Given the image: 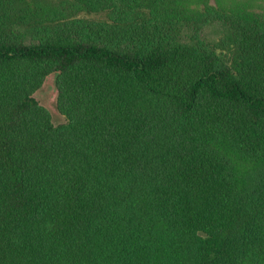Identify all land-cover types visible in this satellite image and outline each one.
Listing matches in <instances>:
<instances>
[{
  "label": "trees",
  "instance_id": "16d2710c",
  "mask_svg": "<svg viewBox=\"0 0 264 264\" xmlns=\"http://www.w3.org/2000/svg\"><path fill=\"white\" fill-rule=\"evenodd\" d=\"M58 1L0 0V264H264V15Z\"/></svg>",
  "mask_w": 264,
  "mask_h": 264
},
{
  "label": "rangeland",
  "instance_id": "374dc122",
  "mask_svg": "<svg viewBox=\"0 0 264 264\" xmlns=\"http://www.w3.org/2000/svg\"><path fill=\"white\" fill-rule=\"evenodd\" d=\"M194 1L197 0H186V2L189 3L191 9H194V5L191 4ZM209 1L213 2L214 0ZM58 4V0H36V2L32 6L36 10V14L38 15H53L54 12L60 13L62 10V7H59ZM246 4L248 5L249 9H251V11L254 10L257 13L264 15V0H248ZM64 13H67V8H65ZM80 16L97 18L100 15L80 14ZM18 28H20L21 33H23L24 27L19 26ZM202 30L207 38L216 40L217 38H219L221 31L219 25L217 24L209 25L207 27H204ZM27 37L30 38V34H27ZM193 37H195V32L191 29H183L180 35V39L188 42H190ZM55 76V73H50L48 76H46L40 87L34 92L33 96L37 99L39 104L49 112L53 124L57 125L65 122V117L56 108L57 89L55 85Z\"/></svg>",
  "mask_w": 264,
  "mask_h": 264
}]
</instances>
